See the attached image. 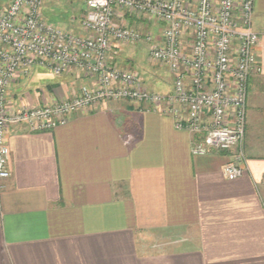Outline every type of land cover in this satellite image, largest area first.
Here are the masks:
<instances>
[{
    "label": "crops",
    "instance_id": "0c3cea01",
    "mask_svg": "<svg viewBox=\"0 0 264 264\" xmlns=\"http://www.w3.org/2000/svg\"><path fill=\"white\" fill-rule=\"evenodd\" d=\"M253 28L262 72L249 79L242 177L224 173L232 152L193 154L198 135L128 99L51 131L15 125L0 264H264V0Z\"/></svg>",
    "mask_w": 264,
    "mask_h": 264
},
{
    "label": "built area",
    "instance_id": "2783aa9c",
    "mask_svg": "<svg viewBox=\"0 0 264 264\" xmlns=\"http://www.w3.org/2000/svg\"><path fill=\"white\" fill-rule=\"evenodd\" d=\"M42 1L0 0V186L11 176L8 132L13 125L50 130L63 124L65 116L94 109L103 98L128 99L143 110L170 115L177 129L199 136L193 154L230 151L225 175L229 179L244 175L249 79L262 72L256 51L260 38L253 28L255 0H195L193 7H187L186 0H85L83 28L95 33L91 40L46 22L38 10ZM116 6L165 23L162 43L151 34L144 39L152 43V57L173 73L171 92L150 91L138 76L110 62L106 53L110 37L127 42L143 39L133 28L110 26ZM186 31L192 41L184 39ZM48 61L57 75L75 64L94 81L71 101L10 111L9 90L17 76L33 63Z\"/></svg>",
    "mask_w": 264,
    "mask_h": 264
},
{
    "label": "rangeland",
    "instance_id": "374dc122",
    "mask_svg": "<svg viewBox=\"0 0 264 264\" xmlns=\"http://www.w3.org/2000/svg\"><path fill=\"white\" fill-rule=\"evenodd\" d=\"M85 4V0H43L38 10L42 14L43 19L49 24H54L75 37L91 40V37L95 38V33L83 28L87 13ZM194 5L195 0H186L187 7H193ZM115 8L116 11L110 26L114 28H133L141 33L143 39L127 42L116 39L113 36L110 37L106 48L110 62L138 76L144 87L148 88L146 85H149L156 88H148L150 91L164 94L171 92L175 83L173 73L165 63L152 57V43L144 39L146 35L151 34L155 41L162 43L165 23L147 13L131 11L120 6ZM184 39L192 41L190 31L185 32ZM50 61L43 64L33 63L26 73L17 76L9 90L7 107L10 111L21 113L42 105L51 104L54 101H71L70 99L75 94H79L82 91L84 85L88 86L92 83L88 82L87 78H90L88 75L74 67L75 64H71L61 75H57ZM90 79V81H94L93 78ZM62 84L64 85L63 87ZM60 86L62 88H58ZM51 92H53L56 99L48 102L45 99ZM64 92L70 93V96L64 95ZM33 98L34 100L36 98V100L32 103L29 99ZM118 100L103 98L98 103L102 104ZM132 102L138 105V103ZM139 108L143 110L142 107L139 106ZM78 112L71 114V117ZM257 113H253V115L256 116ZM71 117L65 116V122L56 127L67 124ZM19 124H25L30 128L27 123H18L16 125ZM53 129L36 130L35 132L51 131Z\"/></svg>",
    "mask_w": 264,
    "mask_h": 264
}]
</instances>
